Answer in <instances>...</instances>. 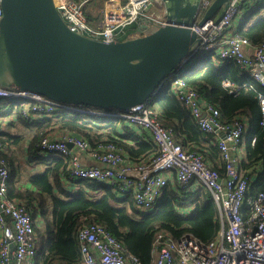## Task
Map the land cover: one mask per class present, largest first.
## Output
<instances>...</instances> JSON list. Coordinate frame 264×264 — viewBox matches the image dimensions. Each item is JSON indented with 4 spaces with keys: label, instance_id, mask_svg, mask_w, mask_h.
I'll return each instance as SVG.
<instances>
[{
    "label": "built area",
    "instance_id": "built-area-1",
    "mask_svg": "<svg viewBox=\"0 0 264 264\" xmlns=\"http://www.w3.org/2000/svg\"><path fill=\"white\" fill-rule=\"evenodd\" d=\"M90 1L55 0V5L70 29L105 42L125 40L131 35L135 37L143 25L148 29L150 26L155 29L167 25L162 0H105L102 22L94 26L85 13ZM256 1L230 0L219 17L199 26V21L213 2L201 0L197 20L192 26L201 40L198 53L181 65L171 81L177 99L190 112L200 131L212 135L225 164L224 174L213 168L203 154L176 142L173 130L157 119V109L150 100L125 113L104 112L0 86V130L9 120L3 114L13 106L24 107L27 119L36 120L57 110H71L88 116H103L96 114L103 113L148 130L158 151L137 162L130 160L123 148L114 142L104 140L93 146L70 132L59 136L51 132L46 134L39 143L38 154L65 159L71 179L97 181L112 185L121 193L131 194L141 212H149L156 207L159 197L171 184L169 175L172 172L176 173L178 188L182 191H187L192 185L210 191L222 222L218 237L203 243L192 235L175 239L169 232L159 231L153 242V264H264V195L250 196L254 181L251 175H258L259 169L250 174L239 170L243 161L241 143L248 121L235 119L232 123H223L219 108L206 103L196 88L186 84L181 73V70L188 71L201 53V57H209L218 64L234 61L243 73L264 86V42L252 46L249 39L232 33L235 20L245 14L243 7L247 4L253 6ZM2 17L0 0V21ZM223 84L234 86L228 79ZM261 106L264 111V98ZM10 177L8 162L0 157V264H38L36 219L30 208L8 196ZM183 207V214L188 215L192 210L191 207ZM77 239L82 255L79 264L137 262L100 224L83 223L78 229Z\"/></svg>",
    "mask_w": 264,
    "mask_h": 264
},
{
    "label": "trees",
    "instance_id": "trees-1",
    "mask_svg": "<svg viewBox=\"0 0 264 264\" xmlns=\"http://www.w3.org/2000/svg\"><path fill=\"white\" fill-rule=\"evenodd\" d=\"M104 1L90 2L100 10ZM88 4L85 13L89 23L94 25L96 18L89 12ZM244 9L245 14L235 20L232 33L258 46L264 42V0H257L253 6L247 4ZM201 59L202 64L194 60L183 73L186 84L196 88L206 103L219 108L223 123H232L235 119L248 121L244 134L246 159L239 170L250 174L259 169L258 175H251L254 181L250 196L264 195V111L261 106L264 86L254 82L232 60L218 64L204 55ZM174 73L150 99L157 109V119L173 130L176 142L203 154L213 168L224 174L225 164L212 135L200 131L173 92ZM226 79L234 86H225ZM24 112V107L13 106L3 114L9 120L5 123L7 129L0 130V157L8 162L11 170L8 196L30 208L36 219L38 264H79L82 255L77 234L83 223L102 225L121 243L128 256L137 259L136 263L130 260L128 264H153V242L159 231H167L175 239L192 235L203 243L218 237L222 226L219 208L210 191L204 188L192 185L191 192H187L177 190L178 185L171 183L152 211L141 212L131 194L121 193L109 184L71 179L65 159L38 154L39 143L46 134L63 131L93 146L104 140L114 142L130 160L137 162L158 151L145 129L138 132L125 119L84 116L71 110H57L36 120L27 119ZM13 129L18 131H11ZM183 206L192 208L188 215L181 212Z\"/></svg>",
    "mask_w": 264,
    "mask_h": 264
},
{
    "label": "water",
    "instance_id": "water-1",
    "mask_svg": "<svg viewBox=\"0 0 264 264\" xmlns=\"http://www.w3.org/2000/svg\"><path fill=\"white\" fill-rule=\"evenodd\" d=\"M201 0H162L167 25L105 42L72 30L55 0H1L0 86L71 106L128 112L150 100L198 53L192 28ZM230 0H213L199 21L216 18ZM219 13V14H218Z\"/></svg>",
    "mask_w": 264,
    "mask_h": 264
},
{
    "label": "crops",
    "instance_id": "crops-1",
    "mask_svg": "<svg viewBox=\"0 0 264 264\" xmlns=\"http://www.w3.org/2000/svg\"><path fill=\"white\" fill-rule=\"evenodd\" d=\"M92 7V5H91V2L88 4V9H90ZM103 7H104V4H103V6H102V8L100 9V10H98V14L97 15H93V16H95V18H96V20L93 22L94 23V25L95 26H99L100 24H101V22H102V16H103ZM96 8V7H95ZM97 9V8H96ZM97 12V11H96ZM220 16V14L217 16V17H219ZM92 23V22H91ZM93 25V24H92ZM224 62V61H223ZM223 62H221V63H223ZM221 63H219V64H221ZM252 79V78H251ZM130 126L132 127V128H134L136 131H138V132H141L143 129H141L142 127H140V126H138V125H132V124H130ZM146 130V129H145ZM147 131V134H148V136L150 137V138H152L151 137V134H150V132L148 131V130H146ZM52 134H54V135H57V136H59V135H61V134H63V133H65V132H63V131H53V132H51ZM244 137H243V142L241 143V149L243 150V153H242V155H241V159L242 160H244V159H246V150H245V145H244ZM22 170L24 171V169L22 168ZM37 171H41V170H37ZM34 173V172H33ZM169 178H170V183H172L174 186H176V185H178V183H177V178H176V173L175 172H172V173H170V175H169ZM65 186H66V184H65ZM194 186H196V185H194ZM191 187V186H190ZM188 188V190H187V192H189L190 190H192L191 188ZM175 188H177V190L179 189L177 186L175 187ZM180 190V189H179ZM176 192H178V191H176ZM191 192V191H190ZM182 209H184V207H182Z\"/></svg>",
    "mask_w": 264,
    "mask_h": 264
},
{
    "label": "rangeland",
    "instance_id": "rangeland-1",
    "mask_svg": "<svg viewBox=\"0 0 264 264\" xmlns=\"http://www.w3.org/2000/svg\"><path fill=\"white\" fill-rule=\"evenodd\" d=\"M161 9H162V6L160 7ZM89 10V12L91 13V15L93 16V15H97L98 14V9H96L95 7H91L90 9H88ZM97 11V12H96ZM219 14V13H218ZM152 29V26H150V29H149V31H147V33H149L150 31H152L151 30ZM136 35V34H135ZM137 35H140V33H137ZM201 56H202V54L201 53H199L197 56H196V60H197V64H202V59H201ZM181 73H184V70H181ZM4 129H7V127L5 126L4 127ZM11 131H13V132H17L18 130H16V129H13V130H11ZM38 221V220H37Z\"/></svg>",
    "mask_w": 264,
    "mask_h": 264
},
{
    "label": "bare ground",
    "instance_id": "bare-ground-1",
    "mask_svg": "<svg viewBox=\"0 0 264 264\" xmlns=\"http://www.w3.org/2000/svg\"><path fill=\"white\" fill-rule=\"evenodd\" d=\"M97 115H103L104 117L111 118L110 116H107L106 114L103 113H96ZM85 116V115H84Z\"/></svg>",
    "mask_w": 264,
    "mask_h": 264
}]
</instances>
